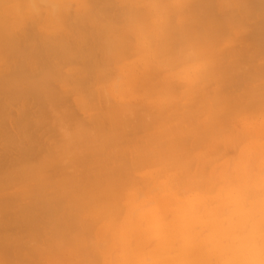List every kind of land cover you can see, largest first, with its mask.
<instances>
[{"label":"clouds","instance_id":"obj_1","mask_svg":"<svg viewBox=\"0 0 264 264\" xmlns=\"http://www.w3.org/2000/svg\"><path fill=\"white\" fill-rule=\"evenodd\" d=\"M0 264H264V0H0Z\"/></svg>","mask_w":264,"mask_h":264}]
</instances>
